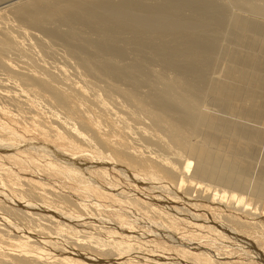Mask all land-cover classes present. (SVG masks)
Listing matches in <instances>:
<instances>
[{
    "label": "bare ground",
    "instance_id": "1",
    "mask_svg": "<svg viewBox=\"0 0 264 264\" xmlns=\"http://www.w3.org/2000/svg\"><path fill=\"white\" fill-rule=\"evenodd\" d=\"M0 112L34 118L58 132L45 142L69 145L53 153L0 121V264H109L106 254L130 260L135 250L155 252L143 264H226L191 246L200 231L245 242L264 261V0H0ZM6 156L65 179L110 169L207 216L167 196L147 207L89 175L79 187L92 202L75 200L50 181L16 178ZM112 202L121 219L159 217L172 248L139 242L143 232L113 218L80 219ZM177 220L193 227L180 247Z\"/></svg>",
    "mask_w": 264,
    "mask_h": 264
},
{
    "label": "rangeland",
    "instance_id": "2",
    "mask_svg": "<svg viewBox=\"0 0 264 264\" xmlns=\"http://www.w3.org/2000/svg\"><path fill=\"white\" fill-rule=\"evenodd\" d=\"M20 116V117H19ZM44 121V123H49V119L46 117V118H44L43 119ZM0 121H2L1 123H3L4 121V124L5 123H7L9 126L8 127H11L10 129L13 131V132H18L17 133V135L18 136H21V137H27L28 139H29V141L30 142H32V143H34V144H36V145H38V146H40L41 148H44L45 150L47 149V150H50V151H53V153L55 152V153H58L59 154V151L61 152V148H67V147H69V145L68 146H65V145H67L66 143L64 144V146L61 144V143H59V142H50V141H46L45 142V140H44V137L43 136H45V137H47V138H49V137H51V140H53L55 137H57L58 136V132H56L55 130H49V129H47V128H42V126L40 125V122L38 121V120H36V119H34V118H31V117H29L28 118V116H22V115H19V114H16L15 115V113L12 115V114H8V113H5V112H0ZM47 121V122H46ZM17 122V123H16ZM7 124H5L6 126H7ZM14 130H13V129ZM39 132V133H38ZM43 134V135H42ZM41 135H42V137H41ZM53 136H55L54 138H53ZM31 137V138H30ZM44 141V142H43ZM44 143V144H43ZM47 144V145H46ZM49 145V146H48ZM6 146L7 147H9L8 145H5V148H6ZM61 146V147H60ZM262 146V147H261ZM12 147V145H10V148ZM263 150H264V143H262L257 149H256V157H257V159L258 158H260L261 157V155H262V152H263ZM9 150L7 149L6 150V152H8ZM58 151V152H57ZM259 152H260V154H259ZM38 159H41V157H37ZM7 159H8V157L6 156V158H5V160H6V162H5V160H4V165H3V167L5 168V167H7L8 166V168L10 169V170H12V171H10V172H12L11 174H13V176L15 175V177L16 178H18V179H23V180H25V179H29V178H32V177H37V178H40V179H42V180H46L47 182H52L53 184H51V185H53L55 188H56V190H58V191H61L62 189V192H66L69 196H73V199H75V200H78L79 199V197H81V199H87L86 201H90V202H92V198H90V199H88L89 197H86V196H83L82 197V195H84V193L82 194V192H81V186H82V182L80 181V180H84L83 182H85L86 181V179H87V176L89 175L90 177L92 176V178H88V180H90V182L92 183H94V185L95 186H97V187H99V188H111L112 186H114L115 188H117L118 186H121V187H125V189L126 190H128V192L130 193V195L131 196H135V195H133V194H136V196H137V199L138 198H140L141 200H140V202L141 201H143L142 203H144L145 201V205L147 206V207H149V206H151L152 205V207H154V204L155 203H157L156 202V200H155V198L156 199H158L159 197H165V196H167V198L171 201L170 203H174V204H172V206H176L175 208H177V209H179V211L181 210V212H183L184 214H187V215H192V216H194V217H198V215L199 216H202V217H206L207 215L204 213V211L202 210V209H200V207H198V206H195L194 204H190V203H187V202H185V200L184 199H182V198H180L179 199V197H177L178 199H175L176 197L175 196H170V194L169 193H167L166 191L168 190V189H166V191H164L165 189L163 188V187H159V188H157V187H153V186H148V187H144V185H137L136 186V183H134L133 182V184H132V182H124L123 180H121V178H118V177H116L114 174H113V171L112 170H110V169H108L107 170V174H104V176L102 175V171H100L99 172V170L95 167L94 169H90V168H92V166H90L88 169L87 168H85L84 170H94V172H92V171H87V173L88 174H84V175H80V174H77V176H78V178L75 176L74 177V179H65V178H63V177H54L53 175H49L47 172H40V171H35V170H30V168H27V169H25L26 167H21L20 165H14L13 163H12V161H10L11 159L9 158L8 159V161H7ZM59 160H60V158H58ZM58 159L56 158H54V159H51V162L52 163H57V161H58ZM259 160V159H258ZM11 163V164H10ZM256 166L258 167V165H257V163H256V165H255V169L253 168V171H254V174H255V172H257L256 170H257V168H256ZM23 168V169H22ZM81 170V169H80ZM96 170H98V171H96ZM99 172V173H98ZM105 172V171H104ZM36 173V174H35ZM93 173V174H92ZM101 174V175H100ZM82 176V177H81ZM98 176H100V177H98ZM82 179H81V178ZM86 179H85V178ZM77 178V179H76ZM80 179V180H79ZM119 179V180H118ZM87 180V181H88ZM96 180H98V181H96ZM55 181H56V183H55ZM89 181H88V183H90ZM122 182V183H121ZM79 183V184H78ZM123 183H125V184H123ZM120 184H123V185H120ZM79 185H80V187H79ZM101 185V186H100ZM150 185H152V184H150ZM64 186V187H63ZM103 186V187H102ZM141 186V187H140ZM127 187V188H126ZM150 187V188H149ZM151 187H153L154 189V191L153 190H151L152 188ZM58 188V189H57ZM161 188H163V189H161ZM137 189H138V191H137ZM68 190V191H67ZM143 190V191H142ZM141 191V192H140ZM146 191V192H145ZM157 191V192H156ZM133 192V193H132ZM135 192V193H134ZM140 194H139V193ZM162 193H163V195H162ZM194 193V192H193ZM168 194H169V196L170 197H168ZM75 195H76V197L77 198H75ZM78 195V196H77ZM81 195V196H80ZM151 195H153V196H151ZM162 195V196H161ZM193 195V194H192ZM136 196H135V198H136ZM138 196H140V197H138ZM158 197V198H157ZM173 197V198H172ZM154 198V199H153ZM143 199V200H142ZM153 199V200H152ZM139 200V199H138ZM178 200V201H177ZM180 200V201H179ZM183 200V201H182ZM88 201V203H90ZM152 201H155L154 203L152 202ZM158 201V200H157ZM177 201V202H176ZM150 203L151 205H147L148 203ZM175 202H176V204H175ZM111 203V202H110ZM113 204V206H111V204H105V207H104V204L103 205H101V207H102V212L104 213H102L101 212V214L99 213V211H101V207L97 210V211H95V210H93V208H91V207H89L87 210H85L86 212H82L81 213V220H82V218H83V221H88V220H90L91 219V217H92V219L93 220H95L94 221V223H99L100 221H101V219L103 220H107V218L109 219V220H111L112 218L113 219H115L116 221H119V222H123V225H122V227H123V229H127L126 227H134V229H135V231L137 232V233H141V232H143L139 237L140 238H138L137 240L139 241V242H144V244L145 243H148V244H150V242H152L151 244H154V242H155V244L157 243V244H161L162 245V247H164L163 245H165L167 242L169 243L170 241L168 240V241H166L165 242V237L167 236L166 234H161L159 231L157 232V229L155 228V226H154V221H157L158 220V218L155 216V215H153V216H150L149 215V218L148 217H146L147 215H146V213L144 212V211H141L142 213L144 212L145 213V216L141 213V212H138V214L136 215V217L138 216H141L140 218H142V221H140L139 220V222H137V221H135V220H133L135 217H134V215H133V213H127L128 214V216L125 214V217L124 218H120L119 216H116V214L118 213H120V215H121V212H118V209H120V207L119 206H121L120 204H118L117 202H115V204H114V202H112ZM153 203V204H152ZM182 203V204H181ZM179 204V205H178ZM109 205V206H108ZM155 205H157V204H155ZM181 205V206H180ZM191 205V206H190ZM115 206V207H114ZM118 206V207H117ZM182 206H183V208H182ZM195 206V207H194ZM116 207H117V212H115V210H116ZM197 207V208H196ZM89 209H91L90 211H89ZM115 209V210H114ZM215 209V210H214ZM121 210V209H120ZM187 210V211H186ZM122 211H124V210H122ZM189 211V212H188ZM192 213H191V212ZM209 211H210V214H211V212H212V214L214 213V212H216L217 211V209L216 208H209ZM231 211H233V210H231ZM90 212H92V214H90ZM116 214H115V213ZM136 212V213H137ZM194 212H195V214H194ZM96 213H98V214H96ZM124 212H122V214H123ZM140 213V214H139ZM196 213L198 214V215H196ZM217 213V212H216ZM89 214V215H88ZM117 214V215H118ZM132 214V215H131ZM88 217H87V216ZM98 215V216H97ZM101 215V216H100ZM103 215V216H102ZM83 216V217H82ZM96 216V217H95ZM132 216V217H131ZM144 216V217H143ZM101 217V219H99ZM103 217V218H102ZM105 217V218H104ZM107 217V218H106ZM116 217V218H115ZM127 217V218H126ZM201 217V218H202ZM131 218V219H130ZM200 218V217H199ZM85 219V220H84ZM81 220H74L73 222L76 224V225H78L77 226V228H79L80 226H81V228H82V225L84 226V224H83V221H81ZM108 220V222H110ZM128 220H129V223H128ZM42 221H44L43 219H42ZM77 221H81V223L80 222H77ZM148 221V222H147ZM44 222H47L46 220L44 221ZM112 222V221H111ZM110 222V223H111ZM127 222V223H126ZM150 222V223H149ZM180 222V223H179ZM48 223V222H47ZM80 223V224H79ZM84 223H86V222H84ZM112 223H114V222H112ZM125 223V224H124ZM128 224V225H127ZM176 225L173 227V229H172V231H171V233H172V236L173 237H175V239L177 240V242L175 243V246L176 245H179L178 247H180L181 246V244H183L186 240H187V237H185V236H183L184 235V231H186L187 229H191V228H193V227H191L190 228V226H189V224L192 226V224L191 223H189V222H187L186 220H177L176 221V223H175ZM178 224V225H177ZM114 225H115V223H114ZM127 225V226H126ZM153 225V226H152ZM142 226V227H141ZM179 227V228H178ZM81 228H79L80 229V231H79V235H81V230H83V229H81ZM175 228V229H174ZM195 228V227H194ZM86 230V229H85ZM87 231V230H86ZM89 231V230H88ZM91 231H92V229H91ZM198 231L199 230H197L196 232L198 233ZM223 232H224V234H226L227 232H226V230H222ZM84 232V231H83ZM201 232V231H200ZM198 233V234H196V238L194 239V241L192 242V243H190L191 244V246L193 245V246H195V244H199V245H201L203 248H205L206 250V253L207 254H209V255H211V256H213V254L215 255L216 253V255L219 257V256H221V257H223V258H225V261L227 262L226 264H229V263H233V262H235V263H237V264H250V263H253V264H264V261L262 262L261 260H260V258L259 259H256V258H254L253 256H252V249L246 244H244V243H242L241 244V242L240 241H238V239H236V240H234V237H229L228 239L227 238H225L227 241H225V239L224 238H218V236H215L214 234H212V236L210 235V234H205L204 235V232L203 233ZM148 234L147 236H145V235H143V234ZM159 233H160V235H159ZM258 234V233H257ZM143 235V236H142ZM162 235H163V237L165 238H162ZM259 235V234H258ZM52 236H54V235H52ZM60 236V235H59ZM142 236V237H141ZM201 236V237H200ZM79 238L81 237V236H78ZM184 237V238H183ZM222 237V236H221ZM226 237H228V236H226ZM58 238H60V237H58ZM61 238L62 239H64L65 237L64 236H61ZM168 238V237H167ZM212 239V240H211ZM170 240H171V238H170ZM179 240V241H178ZM200 240V241H199ZM205 240V241H204ZM184 241V242H183ZM210 241V242H209ZM212 241V242H211ZM181 242V243H180ZM183 242V243H182ZM167 243V244H168ZM179 243V244H178ZM208 244V246H207V244ZM213 243V244H212ZM172 244V243H171ZM171 244H168L169 246H170V248H172V246H173V244L171 245ZM212 246H211V245ZM160 245V246H161ZM103 246H105L106 247V245H103ZM103 246H102V248H103ZM167 246V245H166ZM169 246H167V248H164V250H166V252H167V249L169 248ZM192 246V247H193ZM104 247V248H105ZM197 247V246H196ZM239 247V248H238ZM241 247V248H240ZM242 249V250H241ZM139 250V249H138ZM245 250V251H244ZM136 251V252H135ZM134 251V253H136V254H138V255H136L135 256V254L133 255L134 257H133V259H130V260H127V259H116V257L115 256H117L116 254H115V256H114V253L113 254H111V252L109 253V254H106L104 257V260L106 259V261H109L110 260V263L109 264H111V262H113V259L115 260L116 259V261L117 262H119V263H117L116 262V264H123V262L121 263L120 262V260L121 261H127V264H129V262H130V264H134V262H135V264H143V261H142V259L144 258V257H148V258H155V260H152V259H150V261H156V256L154 255L155 254V252L153 253V252H146L145 250H139V251H142V254H141V252H139V251H137V250H135ZM220 251V252H219ZM229 251V252H228ZM145 252L148 254V256L146 255H144L145 254ZM214 252V253H213ZM220 254H219V253ZM65 252H62L61 254H64ZM153 253V257H151V255L150 254H152ZM227 253H229V255L227 254ZM140 255V256H139ZM208 255V256H209ZM143 256V257H142ZM228 256V257H227ZM109 257V258H108ZM111 257V258H110ZM227 257V258H226ZM123 258H125V257H123ZM141 258V259H140ZM109 259V260H108ZM145 259V258H144ZM143 259V260H144ZM228 259V260H227ZM232 259V260H231ZM241 259V260H240ZM247 259V260H246ZM250 259H253V260H250ZM253 261V262H252ZM258 261V262H257ZM124 262V264H126ZM136 262H138V263H136ZM142 262V263H141ZM115 263V261L112 263V264H114Z\"/></svg>",
    "mask_w": 264,
    "mask_h": 264
}]
</instances>
